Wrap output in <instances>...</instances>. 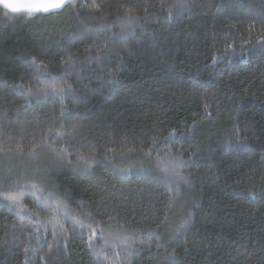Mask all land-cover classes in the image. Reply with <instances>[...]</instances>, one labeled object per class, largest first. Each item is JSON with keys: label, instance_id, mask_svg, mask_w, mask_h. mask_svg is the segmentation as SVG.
Returning a JSON list of instances; mask_svg holds the SVG:
<instances>
[{"label": "trees", "instance_id": "1", "mask_svg": "<svg viewBox=\"0 0 264 264\" xmlns=\"http://www.w3.org/2000/svg\"><path fill=\"white\" fill-rule=\"evenodd\" d=\"M0 264H264V0L0 8Z\"/></svg>", "mask_w": 264, "mask_h": 264}, {"label": "snow or ice", "instance_id": "2", "mask_svg": "<svg viewBox=\"0 0 264 264\" xmlns=\"http://www.w3.org/2000/svg\"><path fill=\"white\" fill-rule=\"evenodd\" d=\"M71 0H0V5L2 7L12 13H27L29 17L33 16L34 14L38 13H53L57 11L63 10V7L66 6L67 3H70ZM134 23V19L132 17H128L122 25L121 30V39L126 38L125 32L126 30L130 29L131 25ZM76 37L74 36L73 39ZM139 43V41H138ZM35 64V60L32 62ZM71 66V64H69ZM37 67H42V65H37ZM71 84H67L66 87H51V91L53 95H58L63 97L65 94L71 93ZM27 94L29 96L32 95L31 89L28 90ZM121 171H126L122 169ZM4 199L12 202L13 204H18V198L16 195H5ZM191 217V213H189V217L186 218L181 224L175 229L176 232H179L183 229L185 224L188 223ZM95 235V232L92 234ZM91 239V237H90ZM169 259L174 260V253L169 254Z\"/></svg>", "mask_w": 264, "mask_h": 264}, {"label": "water", "instance_id": "3", "mask_svg": "<svg viewBox=\"0 0 264 264\" xmlns=\"http://www.w3.org/2000/svg\"><path fill=\"white\" fill-rule=\"evenodd\" d=\"M72 1H73V0H71V2H72ZM71 2H70V3H71ZM67 4H69V3H67ZM67 4H66V5H67ZM0 8L3 9V10H5V11H7V12H9V13H12V12H10V11L4 9V8L2 7V5H0ZM63 8H64V7H63ZM57 12H59V11H57ZM53 13H56V12H53ZM12 14H15V13H12ZM23 14H27V13H23ZM38 14H40V15H47V13H38Z\"/></svg>", "mask_w": 264, "mask_h": 264}]
</instances>
